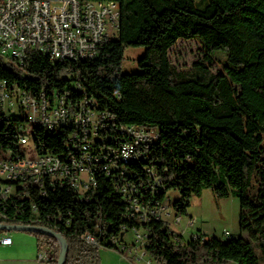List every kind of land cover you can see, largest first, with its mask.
I'll return each mask as SVG.
<instances>
[{
    "label": "trees",
    "instance_id": "1",
    "mask_svg": "<svg viewBox=\"0 0 264 264\" xmlns=\"http://www.w3.org/2000/svg\"><path fill=\"white\" fill-rule=\"evenodd\" d=\"M80 1L121 5L118 35L100 57L79 64L54 62L34 47L18 67L0 54V84H17L32 96L69 94L72 103L93 98L118 127L158 132L154 144L140 148L144 157L129 161L126 178L154 203H163L175 191L176 216H186L190 200L205 189L217 199L238 198L240 230L248 238L221 241L198 234L185 242L165 221L145 225L131 220L123 197L101 172L89 202L80 201L67 185L47 190L45 196L32 191L30 199L17 200V210L1 202L5 220L60 233L67 245L63 264H100L101 248L118 250L111 238L121 242L131 230L141 229L147 235V227L146 253L157 264H264V0ZM180 40L197 41L204 53L188 70H179L170 59ZM128 48L145 49L137 73L122 72ZM214 63L221 72L212 70ZM76 82L84 94L74 90ZM34 128L40 154L72 152L71 130ZM101 133L108 140L98 144L107 152L119 148L120 134ZM17 134L10 130V143L1 140L2 147L19 152ZM148 169L161 182L153 196ZM32 234L46 250L47 263L58 264L57 240ZM86 234L101 247L87 244L82 239Z\"/></svg>",
    "mask_w": 264,
    "mask_h": 264
},
{
    "label": "built area",
    "instance_id": "2",
    "mask_svg": "<svg viewBox=\"0 0 264 264\" xmlns=\"http://www.w3.org/2000/svg\"><path fill=\"white\" fill-rule=\"evenodd\" d=\"M120 17L121 5L117 1L0 0V54L18 67L24 64L27 51L34 47L54 62L79 64L94 61L100 57L103 47L117 37ZM74 90L84 94L80 82L75 83ZM68 95L55 92L49 96L41 92L32 96L17 84L6 81L0 84V121L5 122V130H0L2 144L10 143V130L18 131L27 149V158H20L15 156V149L3 145V152H0V197H3V204L10 202L17 210V200L30 199L32 191L45 196L47 190L54 191L66 185L76 192L80 201L89 202L99 186L97 173L101 172L123 197L129 219L148 225L174 216L175 224H178L181 216H176L172 207L168 211L167 199L161 204L146 199L142 190L126 178L129 159L144 157L140 148L154 144L158 132L118 127L115 118L100 110L95 99L83 96L72 103ZM31 126H40L46 131L71 130L72 152L67 156L40 154L35 136L32 141L28 136ZM103 131H113L123 137L117 150L107 152L98 144L108 140L102 135ZM20 159H29V166L2 168V161ZM147 172L154 179L150 187L153 196L161 182L150 169ZM32 209L36 210L34 205ZM0 220L1 224L20 225L6 221L4 212H0ZM192 223L190 220L189 224ZM130 232L134 233L133 247L141 250L143 255L147 254L150 228L147 227V235H140L136 230ZM125 236L121 242L116 238L109 242L122 244V250L126 252ZM196 238L194 235L193 239ZM82 239L87 244L101 247L91 234L82 236ZM11 244V237H0V245ZM38 259L47 262V253L40 252Z\"/></svg>",
    "mask_w": 264,
    "mask_h": 264
},
{
    "label": "rangeland",
    "instance_id": "3",
    "mask_svg": "<svg viewBox=\"0 0 264 264\" xmlns=\"http://www.w3.org/2000/svg\"><path fill=\"white\" fill-rule=\"evenodd\" d=\"M194 1L199 3L201 0ZM144 53L145 49L143 48H128L125 52L122 72L125 74L137 73L139 71L137 61ZM203 58V50L195 40H180L170 51V59L179 70H188ZM211 68L214 72L222 71L221 66L216 63ZM34 129L31 126L28 130L30 141L34 137ZM28 146L30 147V144ZM25 150L27 153L26 146ZM178 198L179 196L175 191L169 192L165 201L168 211ZM240 215L241 208L238 198L217 199L210 190L205 189L200 197H193L190 200L187 215L181 216V221L178 224H175L174 216L166 217L167 220L165 221L172 231L183 237L185 242L198 234L221 241H226L230 237L247 239L246 234H241ZM190 220L193 221L192 225L189 224ZM137 232L140 235H146L142 229ZM134 241V233H127L124 243L132 248L130 253L128 251L123 252L122 244L117 245L118 250L101 248L99 253L100 264H157L149 254L143 255L141 250L134 249Z\"/></svg>",
    "mask_w": 264,
    "mask_h": 264
},
{
    "label": "crops",
    "instance_id": "4",
    "mask_svg": "<svg viewBox=\"0 0 264 264\" xmlns=\"http://www.w3.org/2000/svg\"><path fill=\"white\" fill-rule=\"evenodd\" d=\"M2 236L11 237L12 244L10 246L0 245V264H48L38 259L40 252H46V250L38 247L37 239L32 233L11 231L0 234V237ZM124 245L130 253L132 248L126 243Z\"/></svg>",
    "mask_w": 264,
    "mask_h": 264
},
{
    "label": "water",
    "instance_id": "5",
    "mask_svg": "<svg viewBox=\"0 0 264 264\" xmlns=\"http://www.w3.org/2000/svg\"><path fill=\"white\" fill-rule=\"evenodd\" d=\"M0 231L2 232L22 231V232H30V233L38 232L53 237L54 239L57 240L60 247V256H59L58 264H63L65 259V254L67 251V245H66V241L63 239L60 233L42 227L13 225V224H0Z\"/></svg>",
    "mask_w": 264,
    "mask_h": 264
},
{
    "label": "bare ground",
    "instance_id": "6",
    "mask_svg": "<svg viewBox=\"0 0 264 264\" xmlns=\"http://www.w3.org/2000/svg\"><path fill=\"white\" fill-rule=\"evenodd\" d=\"M5 124V122L0 121V130L2 126ZM34 127H40V126H33ZM140 129V128H139ZM144 130V129H143ZM17 138H18V146L19 152L15 151V156L20 157V158H27V153L25 150L26 142H23L22 139V134L17 131ZM1 141V139H0ZM0 152H3V147L0 143ZM132 159H129L131 161ZM29 166V159H20V160H7V161H2V168H7V169H20V168H26ZM0 196H2V187L0 186ZM3 202V197H0V204ZM21 225V224H20ZM27 226V225H24Z\"/></svg>",
    "mask_w": 264,
    "mask_h": 264
}]
</instances>
